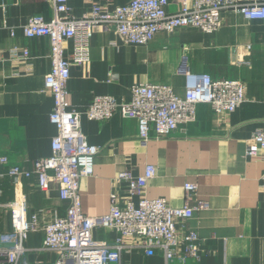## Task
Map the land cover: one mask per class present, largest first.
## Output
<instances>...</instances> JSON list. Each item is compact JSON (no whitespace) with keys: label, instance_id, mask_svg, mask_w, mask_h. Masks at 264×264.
<instances>
[{"label":"crops","instance_id":"1","mask_svg":"<svg viewBox=\"0 0 264 264\" xmlns=\"http://www.w3.org/2000/svg\"><path fill=\"white\" fill-rule=\"evenodd\" d=\"M130 0H68L71 14L81 17L94 3L109 9ZM180 0H168L167 12L174 13ZM249 1V0H244ZM264 1V0H259ZM32 15L51 20L50 0H0V154L10 165L27 169L36 159L51 155V140L57 132L49 119L53 97L44 91V75L51 68L50 43L45 36L27 38L21 26ZM65 55L71 41H66ZM26 47L25 62L9 57L13 47ZM184 58L186 69L213 79H239L245 85V100L233 112L217 114L207 103L196 106V118L161 139L142 143L138 122L119 110L105 121L80 118L88 143L100 146L94 158L93 173L80 180L79 195L85 214L108 212L111 194L123 202L126 182L117 175L130 170L134 176L145 167H155L145 196L162 197L172 206L184 203L183 184H197L195 198L205 202L204 209L178 221L199 236L196 258L174 260L168 264H264V151L246 155L251 135L264 129V20H248L238 13L224 12L222 25L212 33L186 26L171 32H158L146 44L126 43L113 30H98L90 41L89 60L71 66L67 90L74 107L85 110L95 95H111L129 101L130 88L137 82L170 85L182 95L186 78L178 73ZM2 168L0 202L24 200L28 213L38 212L45 224L65 214L66 203L52 183L40 190L35 176L13 180ZM132 199L137 202L135 195ZM10 230L8 209L0 206V232ZM41 230L29 233L24 245L41 244ZM94 236L108 240L115 233L97 229ZM29 261L46 264L56 254L51 251L28 252ZM122 264H166L162 252L144 253L132 248L120 255ZM111 264H116L112 262Z\"/></svg>","mask_w":264,"mask_h":264},{"label":"built area","instance_id":"2","mask_svg":"<svg viewBox=\"0 0 264 264\" xmlns=\"http://www.w3.org/2000/svg\"><path fill=\"white\" fill-rule=\"evenodd\" d=\"M54 15L46 21L32 15L21 26L27 38L45 36L50 43L51 68L44 75V91L53 97L50 121L57 132L51 140V155L36 159L27 169L10 165L9 158L0 154L2 168L13 180L35 176L40 190L52 183L58 186V196L66 203L65 214L49 222H39L38 212L28 213L24 200H11L0 206L8 209L10 230L0 232V264H44L29 261L28 252L51 251L56 254L46 264H122L124 250L139 249L144 253L162 252L166 264L196 258L199 236L195 230L177 222L189 219L194 210H201L205 202L194 196L197 184H183L184 203L170 205L165 198H148L145 188L155 175V167L148 164L142 174L134 176L128 169L118 173L117 181L126 182L127 198L121 203L111 194V204L105 214L90 216L83 212L79 185L83 177L93 173L94 158L100 146L87 142L80 118L96 121L109 119L119 110L125 117L138 122V136L142 143L150 138L171 136L180 126L193 122L196 106L209 104L217 114L233 112L245 100V85L239 79H213L207 74L196 76L184 66L178 73L186 78L182 95L168 84L137 82L130 88L129 101H119L111 95H95L84 111L76 109L67 90L71 66L89 60L90 41L98 30H113L121 40L132 44H146L160 32H171L179 27H194L205 33L217 31L224 12L238 13L248 20H264V1L259 0H180L174 13L167 12L168 0H130L109 9L106 4L94 3L81 17L71 14L68 0H50ZM66 41H71L70 54L65 55ZM9 57L25 62L30 59L26 47H13ZM4 59L0 51V61ZM264 151V129L256 130L250 138L246 155L255 156ZM137 196L135 202L132 197ZM97 229H108L113 238L101 240L94 236ZM41 230L42 242L28 248L24 245L29 233Z\"/></svg>","mask_w":264,"mask_h":264}]
</instances>
